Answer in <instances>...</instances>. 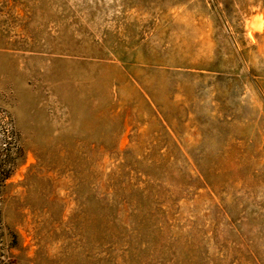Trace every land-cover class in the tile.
Returning a JSON list of instances; mask_svg holds the SVG:
<instances>
[{"label":"rangeland","instance_id":"1","mask_svg":"<svg viewBox=\"0 0 264 264\" xmlns=\"http://www.w3.org/2000/svg\"><path fill=\"white\" fill-rule=\"evenodd\" d=\"M0 197V264H264V0H0Z\"/></svg>","mask_w":264,"mask_h":264},{"label":"trees","instance_id":"2","mask_svg":"<svg viewBox=\"0 0 264 264\" xmlns=\"http://www.w3.org/2000/svg\"><path fill=\"white\" fill-rule=\"evenodd\" d=\"M8 179V176L4 178V182ZM1 199V197H0ZM3 213L0 209V240L3 244L4 242V238L5 237H8L9 239V246L13 249L14 247L17 246V243H18V237H17V234L12 231L9 226L5 225L4 224V220H3Z\"/></svg>","mask_w":264,"mask_h":264}]
</instances>
